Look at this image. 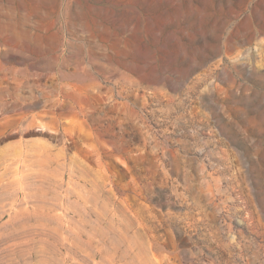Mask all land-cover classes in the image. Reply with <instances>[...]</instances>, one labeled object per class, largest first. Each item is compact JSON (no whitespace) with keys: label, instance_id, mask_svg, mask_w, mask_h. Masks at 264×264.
Masks as SVG:
<instances>
[{"label":"rangeland","instance_id":"obj_1","mask_svg":"<svg viewBox=\"0 0 264 264\" xmlns=\"http://www.w3.org/2000/svg\"><path fill=\"white\" fill-rule=\"evenodd\" d=\"M0 264H264V0H0Z\"/></svg>","mask_w":264,"mask_h":264},{"label":"crops","instance_id":"obj_2","mask_svg":"<svg viewBox=\"0 0 264 264\" xmlns=\"http://www.w3.org/2000/svg\"><path fill=\"white\" fill-rule=\"evenodd\" d=\"M3 159H4V155H3ZM3 192H4V187H2V189H1L2 194H3Z\"/></svg>","mask_w":264,"mask_h":264}]
</instances>
